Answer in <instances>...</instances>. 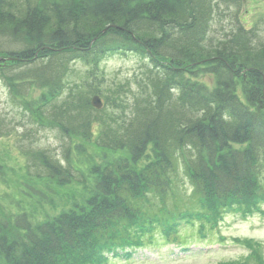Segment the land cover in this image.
Instances as JSON below:
<instances>
[{"label": "trees", "instance_id": "16d2710c", "mask_svg": "<svg viewBox=\"0 0 264 264\" xmlns=\"http://www.w3.org/2000/svg\"><path fill=\"white\" fill-rule=\"evenodd\" d=\"M220 1L238 5L0 0V78L66 145L63 161L21 150L25 171L58 186L76 183L82 193L40 221L22 210L0 217V264H107L157 244L156 234L185 248L195 241L182 230L196 226L206 237L225 211L261 213L264 44L237 22L212 37ZM128 54L141 60L133 86L110 90L99 64ZM76 60L87 77L71 88L66 77ZM204 74L215 77L212 89L199 82ZM35 90L40 96L28 99ZM95 94L104 103L99 111L90 104ZM180 171L190 186L187 210L176 190ZM34 192L37 202L48 201ZM151 201L155 211L146 209Z\"/></svg>", "mask_w": 264, "mask_h": 264}, {"label": "rangeland", "instance_id": "374dc122", "mask_svg": "<svg viewBox=\"0 0 264 264\" xmlns=\"http://www.w3.org/2000/svg\"><path fill=\"white\" fill-rule=\"evenodd\" d=\"M215 13L210 32L212 37L229 34L237 22L253 35V42L264 44V0H238V5L220 1ZM140 63L137 55H113L103 59L99 69L110 90H114V84L128 82L133 86V76L138 73ZM71 65L66 82L74 88V85L86 80L87 66L77 60ZM199 82L212 89L215 77L204 74L199 76ZM40 94L35 90L27 98H38ZM66 95L65 91L62 98H66ZM48 124L47 121L38 122L32 118L26 112L23 99L0 78V134H7L0 136V217L22 210L40 221L69 207L72 204L71 195L77 200L80 198L81 189L76 183L58 186L46 179L30 178L25 171L22 151L43 149L60 161L64 160L66 145L58 131ZM74 141L83 144L92 154L100 152L92 143L79 139ZM70 161L73 164L77 160L71 157ZM30 172L35 174L33 169ZM179 174L182 186L176 190L184 202L181 208L187 210L186 207L192 202L190 186L183 179V173L180 171ZM261 184L264 187V171ZM34 191L45 194L49 197L48 201L37 202ZM151 202L146 209L155 211L159 206L155 201ZM210 226L212 229L202 238L198 236L196 226L182 230L181 234L187 240L197 243H191L184 252L156 234L158 245L136 250L131 259L123 256L111 258L107 264H264V218L254 215L243 219L233 211L221 214Z\"/></svg>", "mask_w": 264, "mask_h": 264}, {"label": "water", "instance_id": "95a60500", "mask_svg": "<svg viewBox=\"0 0 264 264\" xmlns=\"http://www.w3.org/2000/svg\"><path fill=\"white\" fill-rule=\"evenodd\" d=\"M91 105L96 109H100L102 107V102L98 96H94L91 99Z\"/></svg>", "mask_w": 264, "mask_h": 264}]
</instances>
